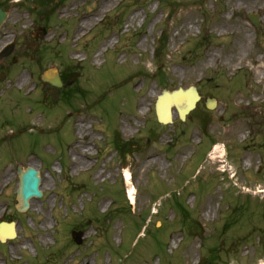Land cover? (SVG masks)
Returning a JSON list of instances; mask_svg holds the SVG:
<instances>
[{
    "label": "rangeland",
    "instance_id": "374dc122",
    "mask_svg": "<svg viewBox=\"0 0 264 264\" xmlns=\"http://www.w3.org/2000/svg\"><path fill=\"white\" fill-rule=\"evenodd\" d=\"M102 1L0 0L9 12L0 48L15 41L0 60V220L17 223V236L0 242V264L263 262L264 193H252L264 189L255 166L264 165V132L248 140L250 124H264V0H113L101 10ZM88 11L95 20L74 39ZM244 32L246 54L236 51ZM49 68L71 81L56 102L41 79ZM189 85L201 95L195 109L158 123L147 93ZM80 121L93 140L76 171ZM18 164L39 171L42 192L23 212L14 207Z\"/></svg>",
    "mask_w": 264,
    "mask_h": 264
},
{
    "label": "water",
    "instance_id": "95a60500",
    "mask_svg": "<svg viewBox=\"0 0 264 264\" xmlns=\"http://www.w3.org/2000/svg\"><path fill=\"white\" fill-rule=\"evenodd\" d=\"M249 19L256 25L257 16L248 14ZM6 18V12L0 10V25ZM12 44L5 48V50L0 54V57L7 55L10 52ZM43 78L50 81L54 87L50 89L49 93L53 100L57 99V88L60 86V81L57 73L53 70L47 71ZM199 95L195 89V86H189L187 89L179 87L178 89L168 92L163 91L161 95L157 97L156 101V115L159 122L169 123L171 122L172 110L174 107L177 111L179 118L184 119L185 115L195 107ZM215 104V100L212 98H206V105L212 108ZM17 172L19 176V187L17 189V204L16 208L18 211L25 210L28 207V200L31 196H40L41 192L39 190V177L38 172L32 168L27 167L25 170L21 169L19 165L17 167ZM81 232H72L73 239L77 242H81ZM16 236L15 223L1 222L0 223V241H4L6 238H13Z\"/></svg>",
    "mask_w": 264,
    "mask_h": 264
},
{
    "label": "bare ground",
    "instance_id": "6f19581e",
    "mask_svg": "<svg viewBox=\"0 0 264 264\" xmlns=\"http://www.w3.org/2000/svg\"><path fill=\"white\" fill-rule=\"evenodd\" d=\"M113 1V0H103L101 5L99 6V8L101 10H104L108 5L109 3ZM74 7V2L73 4L70 6V8H73ZM264 8V7H263ZM68 9L69 7H65L64 9H62V12H61V15H65L66 13H68ZM95 13H92V11H88L86 14L82 15L80 17V21L77 25V31H76V34L74 35V39H77L79 38L85 31V29L91 25L94 20H95ZM133 20V18L131 19ZM225 27H227L226 24H222L220 26V30H223ZM248 35L244 32L243 34H240V40H239V47L237 48L236 51L240 52V53H248L249 51V47L248 45L246 44V39H247ZM143 42H145V40H143ZM109 44H112L113 41L112 39H108L106 43H104L102 45V48L100 50H98L95 55H94V61H97L100 57V54H101V50L106 47V45ZM219 55V52L217 51H212L211 53H207L206 57L209 59V60H217V56ZM80 58H82L80 56ZM231 60V59H230ZM256 67H257V71H256V75L260 78V80H262L264 78V59L262 57V54H258L257 55V58H256ZM26 82V77L24 76V74L20 75L17 79V84L20 85V84H23ZM158 93L154 92V91H149L146 95V98L147 99H150L152 97H157ZM145 98L144 100H142V104L140 105L139 107V111L140 112H143L144 111V102H145ZM124 124H129L128 120H125L123 121ZM76 130H77V133L80 135V139L78 140V142L75 144V147L76 146H79L78 149H75L72 150V153H73V157H72V168L75 169L76 171L79 170V169H82L84 168L86 165H87V159H88V156L85 152V150H87V153H89V149H88V144L91 143V141L93 140V136H89V133L87 131V125L85 122L83 121H80V122H77L76 123ZM128 130H131V126L129 125L128 126ZM122 130H125V127L122 128ZM131 132V131H130ZM79 144V145H78ZM218 148H219V145L218 144H215L213 147H212V150L210 151V155H211V158H213L215 152H219L218 151ZM243 163L244 164H247L248 161H249V158L247 156H244L243 159H242ZM104 172V170L100 169L96 176H99L101 175L102 173ZM7 175V172L4 173V176L6 177ZM212 210V206L209 204V211Z\"/></svg>",
    "mask_w": 264,
    "mask_h": 264
},
{
    "label": "flooded vegetation",
    "instance_id": "af4514ba",
    "mask_svg": "<svg viewBox=\"0 0 264 264\" xmlns=\"http://www.w3.org/2000/svg\"><path fill=\"white\" fill-rule=\"evenodd\" d=\"M62 78V77H61ZM64 79V78H63ZM63 79H62V81H63ZM264 129V128H263Z\"/></svg>",
    "mask_w": 264,
    "mask_h": 264
}]
</instances>
